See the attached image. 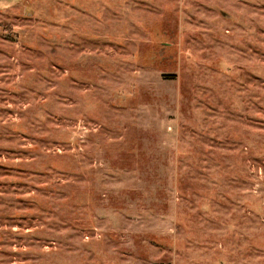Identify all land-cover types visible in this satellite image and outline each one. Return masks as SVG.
<instances>
[{"label": "rangeland", "instance_id": "374dc122", "mask_svg": "<svg viewBox=\"0 0 264 264\" xmlns=\"http://www.w3.org/2000/svg\"><path fill=\"white\" fill-rule=\"evenodd\" d=\"M0 264H264V0H0Z\"/></svg>", "mask_w": 264, "mask_h": 264}]
</instances>
